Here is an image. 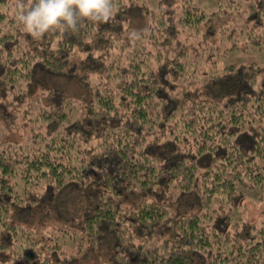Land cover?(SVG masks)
Masks as SVG:
<instances>
[{
  "label": "trees",
  "instance_id": "obj_1",
  "mask_svg": "<svg viewBox=\"0 0 264 264\" xmlns=\"http://www.w3.org/2000/svg\"><path fill=\"white\" fill-rule=\"evenodd\" d=\"M112 2L36 39L0 0V264H264L223 214L264 187V61L226 55L264 0Z\"/></svg>",
  "mask_w": 264,
  "mask_h": 264
},
{
  "label": "clouds",
  "instance_id": "obj_2",
  "mask_svg": "<svg viewBox=\"0 0 264 264\" xmlns=\"http://www.w3.org/2000/svg\"><path fill=\"white\" fill-rule=\"evenodd\" d=\"M15 9L17 21L36 39L54 30L77 31L85 19L107 22L114 12L112 0H16Z\"/></svg>",
  "mask_w": 264,
  "mask_h": 264
},
{
  "label": "rangeland",
  "instance_id": "obj_3",
  "mask_svg": "<svg viewBox=\"0 0 264 264\" xmlns=\"http://www.w3.org/2000/svg\"><path fill=\"white\" fill-rule=\"evenodd\" d=\"M200 5L204 6L206 9L210 10L212 8L215 7V4L217 3V0H197ZM216 10V8L214 9ZM231 12V11H230ZM231 18V17H230ZM236 18V17H234ZM215 39V38H214ZM239 43H243L244 41L239 40ZM244 44H247V42H244ZM241 46L243 44H240ZM239 47L238 50L236 51H230L228 52V60H231V62L235 61V60H240V61H246V60H253V61H259L262 62L264 61V53L261 50H256L253 49V47ZM230 53V55H229ZM15 139V134L10 135L9 134V139ZM222 206L221 203H215L212 205V208L216 211H219V208ZM226 210V212H225ZM224 210L223 214L228 213V218L227 221H231V219L233 220H237V221H249V222H254V223H260V222H264V187H257V188H252L249 191H247L244 196H243V200L241 202V204L236 205L234 203H231L230 205H228ZM34 214L31 215V217L29 218V224L36 227V226H40V223L38 221L35 220V218L33 217ZM52 221V218H45L44 219V223L47 224L48 222ZM41 223V224H44ZM64 239H68V238H62L60 239L61 244L64 248L65 251H67L68 253H74L77 246L75 247V242L72 241H64ZM69 242V243H67ZM67 243V244H66ZM67 246H71L72 248L67 249Z\"/></svg>",
  "mask_w": 264,
  "mask_h": 264
}]
</instances>
